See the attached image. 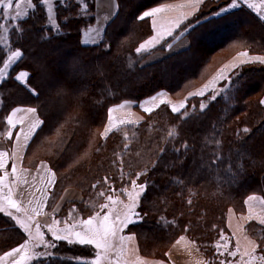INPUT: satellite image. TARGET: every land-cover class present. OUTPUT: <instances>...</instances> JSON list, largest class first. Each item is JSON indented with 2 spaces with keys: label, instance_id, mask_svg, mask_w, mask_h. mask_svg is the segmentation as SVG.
Instances as JSON below:
<instances>
[{
  "label": "trees",
  "instance_id": "16d2710c",
  "mask_svg": "<svg viewBox=\"0 0 264 264\" xmlns=\"http://www.w3.org/2000/svg\"><path fill=\"white\" fill-rule=\"evenodd\" d=\"M166 1L172 0H115L116 15L101 42L89 47L80 44V34L95 22V0L58 3L55 29L38 3L23 19L9 23L7 44L0 46V68L13 51H21L22 57L0 81V139L12 108L36 109L42 123L24 159L30 166L46 162L55 173L48 209L66 188L82 196L80 202L63 206L57 216L60 225L103 212L104 196L136 180L146 188L138 200L136 222L124 231L134 236L140 255L164 260L172 243L183 236L194 242L206 264H221L215 247L230 244L228 211L241 215L249 195L264 196V66L240 65L215 95L187 98L178 113L161 105L139 123L101 137L110 107L138 103L159 91L184 98L227 54H264L263 23L244 10L216 16L223 2H206L155 51H163L192 26L189 47L143 65L152 52L136 49L151 30L148 19L139 17ZM224 34L229 35L222 38ZM21 71L29 74L24 83L16 79ZM245 232L264 247V228L249 222ZM52 244L42 249L51 255L36 257L31 264H93L97 256L91 246L65 240Z\"/></svg>",
  "mask_w": 264,
  "mask_h": 264
},
{
  "label": "crops",
  "instance_id": "0c3cea01",
  "mask_svg": "<svg viewBox=\"0 0 264 264\" xmlns=\"http://www.w3.org/2000/svg\"><path fill=\"white\" fill-rule=\"evenodd\" d=\"M206 2H223V4L219 6L220 9L217 11L216 16H227L236 13L238 10H244L250 17L264 24V19H261V15H264V4H261V0H237V7H229L231 0H201L200 3L195 5V7L190 3V0L166 1L162 4L153 6L150 9L146 10L150 11L154 8L165 9L164 11L156 13L153 16L144 17L149 21L151 34L142 43L152 37H156V40H158L159 42L154 43L152 46H149L146 50H142L140 52V54H147L152 52L147 58L144 59L142 64L149 65L163 59L164 57L186 50L189 47L187 33L192 26L187 27V30L185 29L182 33L180 32L179 35L175 39H173L164 48L163 51H155L162 44V42L174 36L183 27V25H185L188 21L192 20L200 11V7L202 6V4ZM181 5H183V7H181ZM249 5H252V7H249ZM222 8L227 9V11L222 12ZM94 12L95 22L91 26L84 29L80 34V44L84 47L95 46L101 42L107 24L110 22L111 19L114 18L117 13V5L115 0H95ZM189 13L191 14L189 15ZM153 20L156 21L155 30L153 28ZM176 20L180 21L178 26L175 23ZM169 31H171V35H168ZM140 44L138 45V47L140 46ZM240 52H247L249 57H264V55L251 54L247 50H239L233 53L226 62L218 66L216 70L200 86L190 91L184 98L173 99L169 96L168 93L164 91H159L151 97L157 96L162 92H164L165 94L162 93V96H158V99L155 102L151 100V97H148L138 103L122 102L118 105L113 106L112 108L115 109L112 114L114 123L118 124L120 120L132 121V123L118 124L117 127H119L122 125L134 124L140 121L144 115L149 114L148 112H145L144 109L141 107L142 104L144 105V107L152 108L153 110L151 112L156 110L161 105H168L170 106V108H172L174 103H178L177 106H179L181 103L185 104L186 98L201 97L204 94L213 91L218 86V83L221 82L227 76L226 74L230 70L235 69L237 66L244 64L260 63L255 60H249L247 57H239L238 53ZM241 60H244L245 62L241 64ZM233 65L236 66L233 67ZM220 69H225L224 78L218 80L215 83L214 87H210L207 91L204 92L203 95H195L194 93L199 92L202 88H204L205 85H208L209 82L213 80V78L217 75ZM3 77L5 78L6 76ZM25 80L26 77L23 82H20L24 83ZM160 99L165 100L166 103L161 104ZM261 100H264V95L262 96ZM119 105H124V107H117ZM156 105L159 106L157 107ZM262 105L264 106V104ZM29 108L30 107L19 106L14 107L9 111L5 119L6 133L4 137L0 139V151L7 152L9 154L7 158L6 167L5 169L0 170V175H4L5 172H8L9 175L8 179L6 180V183L13 187V198L17 200L19 206L23 209V211L21 212H16L15 209H8L11 215L0 212V256H3L5 252H8L13 248H17L20 244L28 240V234L24 231V229L19 226V224H17L16 220L12 218L13 216L17 217L18 219L27 221L28 215H33L31 212L32 207L38 206V203L43 202V214L36 215L34 217V220L29 222V228L34 234L36 230V224L39 223L41 226V231L45 233V231H48L47 225L51 224L53 219L57 220V216L60 214L63 206L66 203L80 202L82 199L80 192H78L76 189L66 188L54 201L50 209H48L50 191L53 187V185H49L47 182L48 170L50 169V167L46 162L43 161H39L31 166L26 165L24 159L26 150L33 136L41 125H39V127L35 130V132L28 141H24L23 133L28 131L29 127L34 122V120L39 119L36 112H27V109ZM14 110L19 111H15L14 113ZM10 115L12 116L13 122H15V127H12L8 123L7 118ZM107 123L108 116L102 132L104 131ZM9 131L12 133L11 138H8L7 135ZM18 132H21V136L19 139H17L16 137V133ZM13 163H15L17 166V175L22 177L26 181V183L21 185L19 183V180H16V182L13 183L14 178L11 176V165ZM24 169H27V171H23ZM7 191V188L3 189L4 194H7ZM249 196H256L260 199H264V196L257 194H252ZM247 198L245 199V201L247 200ZM250 209L251 213L249 211ZM250 214L252 216L251 220L248 219ZM260 218H264V204L260 203V200H251L248 201V203L244 202V212L241 215L234 213L232 210L228 211L226 229L228 231L230 241L232 242L235 252H237V254L236 256L229 255L228 257V252L230 250L225 251L223 257L227 258V260H229L230 258V260L226 264H248L250 257L248 255H244L246 251L252 256L256 257L255 260L251 261V264H264V260L260 259V257H264V247L260 248L258 243H256L255 240L250 238L245 232V226L249 222L256 223L259 227L264 228V224H260L258 222ZM64 226L65 223L61 225L58 223L55 227L57 229H62L64 228ZM80 230L81 229L79 227L76 229V231ZM49 233L50 236H52L51 232ZM121 235L126 237L133 236L132 234L127 233L125 231H123V233H121L119 236ZM119 236L116 235L115 237H118L119 239ZM179 238L180 237H178L169 247L164 260L149 259L140 255L136 247L135 238L134 240H125L123 246L121 245V242L119 240L120 250H118L119 255L117 259L119 258L118 261L121 264H137V259H139L141 264H206L205 259L203 258L201 253L186 237H184L185 239L180 241V243H177V240H179ZM70 239L75 240V237H70ZM249 241H251L252 243H249ZM33 243L34 241L29 242L30 252L42 253V249L44 247L40 246L32 248ZM74 244L81 245L79 243ZM86 246H91L95 248L96 253H99L101 258L105 259V252L103 251V249H97L94 245ZM253 249L255 250L253 251ZM34 258L36 257L34 256L32 260L24 261L23 264H31ZM13 259H19V256L17 255L16 257H6L5 260L0 261V264H12ZM104 262L106 263V261Z\"/></svg>",
  "mask_w": 264,
  "mask_h": 264
},
{
  "label": "snow or ice",
  "instance_id": "6c2138e0",
  "mask_svg": "<svg viewBox=\"0 0 264 264\" xmlns=\"http://www.w3.org/2000/svg\"><path fill=\"white\" fill-rule=\"evenodd\" d=\"M14 0H0V9L3 10V15L4 18H8V12L9 9L12 8ZM52 2L53 0H15V9H16V14L15 16H12V20H17L18 18H23L24 15L27 13H21L20 8H21V3L26 4L27 8H33L36 6V3L46 5L48 8V17L47 20L48 22L53 26L57 27L56 19L55 16L52 14ZM201 0H190V3L195 7L198 3H200ZM261 4H264V0H261ZM237 0H231V3L229 7H237ZM183 7V5H181ZM249 7H252V5H249ZM164 8H154L150 11H146L143 13L140 19H143L144 17L148 16H153L156 13L164 11ZM221 11H227V9H221ZM191 13H189L190 15ZM183 15V14H182ZM261 19H264V15H261ZM177 26L179 25L180 21L176 20L175 22ZM156 26V21L153 20V28L155 30ZM5 26L3 24H0V29H3ZM22 31V28L20 29ZM168 35H171V31L168 32ZM3 37H0L2 39ZM159 41L156 40V37H152L149 40L145 41L144 43L140 44V46L136 49L137 53H140L142 50H146L149 46H152L154 43H158ZM239 57H247L249 60H255L260 63H264V57L256 56V57H249L247 52H240L238 53ZM22 57V53L19 50L13 51L11 55L9 56L8 60L4 62V68H0V78H3L5 69L9 66V63L12 61H15L18 58ZM244 60H241L240 63H244ZM236 65H233L235 67ZM224 72L225 69H220L217 75L213 78L212 81L209 82L208 85H205L204 88H202L199 92L194 93L195 95H203L205 91H207L210 87H214L215 83L224 78ZM29 74L25 71H21L19 75L16 76V79L18 81L23 82L25 77H27ZM163 94H158L157 96L151 97V100L155 102L158 99V96H162ZM215 99V97H212ZM187 99V98H186ZM160 103H166L165 100L160 99ZM261 103L264 104V100H261ZM157 107L159 105H156ZM117 107H124V105H119ZM141 107L144 109L145 112L150 113L153 109L144 107L142 104ZM180 108H184V103H181L179 106L173 105L172 106V111L176 112L179 111ZM204 108V105H201V109ZM19 111V110H14ZM115 109L109 108L108 109V123L104 129V131L101 133V137H107L109 132L113 131L118 124H126V123H132L131 120H120L117 123H114L113 121V112ZM27 112L29 113H35L36 109L34 108H29L27 109ZM13 113V114H14ZM8 123L12 126L15 127V122H13L12 116L10 115L8 118ZM18 122V121H17ZM42 123L39 119L34 120V122L31 124L27 132L23 133V139L24 141H28L35 130L39 127V125ZM245 132H248V129H244ZM8 138H11L12 133L9 131L7 133ZM170 136H174L175 132L171 131L169 132ZM21 136V132L16 133L17 139H19ZM218 143V142H217ZM127 147V145H125ZM8 153L4 151H0V170L5 169L6 164H7V158H8ZM215 161H213L214 163ZM23 171H27V169H24ZM8 172H5L4 175H0V212L6 213L8 215H11V213L8 211V209H15L16 212H21L23 209L19 206L17 200L13 198V187H11L9 184L6 183V180L8 179ZM11 176L14 178L13 183L16 182V180H19V183L22 185L26 183V181L17 175V166L15 163L11 165ZM49 185H54L55 184V173L52 172L50 169L48 170V180H47ZM107 180H105V183ZM132 191H127L124 190L125 194L127 195L129 201L128 205L125 207L127 208V212L123 215V217L117 215L115 218L111 216V209H109V212L107 213H96L92 216H90L88 219H83L76 221L75 223L68 224L65 222V226L62 229H57L55 226L60 223L59 221L53 219L51 224L47 225L48 231L51 232L52 236L54 237L55 240H66L68 243H79L81 245H94L97 249H103L105 253H107L111 248H112V239L117 235L118 232H122L124 228H126L129 224L135 222L133 220V216H138L139 214L136 213L134 210L137 207V202L139 197L141 196L142 192L145 190L146 185L140 184L137 185L136 180H133L132 182ZM95 188L96 185H93ZM7 188V194H4L3 189ZM139 188L140 191H136V189ZM99 195L104 196L105 193L101 192ZM106 199L108 201H111L113 204L116 203V201L113 199L111 195L107 196ZM251 200H260V203L264 204V199H260L259 197L256 196H249L245 203H248V201ZM101 209L104 208H109V205L107 203L100 205ZM43 208H44V203L40 202L38 203V206H33L31 209V212L33 215H28L27 221L18 219L17 217L13 216L12 218L16 220L17 224L24 229V231L28 234V240H26L24 243L20 244L17 248H13L8 252H5L3 256H0V261L5 260L6 257H16L17 255L19 256V259H13L12 264H23L24 261L26 260H32L33 257H40L42 255H51V253H31L29 249V242L34 241L32 244V248L40 247L43 246L44 248H51L54 247L50 242H46L44 238V233L41 231V226L39 223L36 224V230L35 233L30 230L29 228V222L34 220V217L36 215H42L43 214ZM251 213V209L249 210ZM75 212V209H73L69 213V218L73 219L72 213ZM130 213V214H129ZM249 220L252 219L251 214L248 217ZM260 224H264V218H260L258 221ZM80 228V231H76L77 228ZM70 237H75V240L70 239ZM184 237H180L179 240H177V243H180V241L184 240ZM221 239H224L222 236ZM119 240L121 242V245L123 246L125 240H134V236H119ZM194 243V242H192ZM249 243H252L249 241ZM219 248L220 245H217ZM224 249H228V244L227 242L224 243L223 245ZM255 249H253L254 251ZM224 253H221L223 255ZM237 252L235 251H229L228 255L230 256H236ZM244 255H248L250 257L248 264H251L252 260H255L256 257L252 256L250 253L247 251L244 253ZM261 260H264V257H260ZM101 256L99 253H97L96 260L93 262V264H100ZM137 264H141L139 259H137ZM221 264H226L225 261H221Z\"/></svg>",
  "mask_w": 264,
  "mask_h": 264
},
{
  "label": "rangeland",
  "instance_id": "374dc122",
  "mask_svg": "<svg viewBox=\"0 0 264 264\" xmlns=\"http://www.w3.org/2000/svg\"><path fill=\"white\" fill-rule=\"evenodd\" d=\"M64 0H53V2H52V14L54 15L55 14V12H54V9H55V6L58 4V3H62ZM39 4V3H38ZM39 5H41V6H43V9H44V11H45V15H46V19H47V17H48V15H49V13H48V8H47V6L46 5H42V4H39ZM29 10V8H27V6H26V4H24V3H21V8H20V11H21V13L23 14V13H27V11ZM15 14H16V9H15V0H14V2H13V6H12V8L11 9H9V12H8V18H4V15H3V10L2 9H0V24H3L5 27L3 28V29H0V32H1V35H0V37H3L2 39H0V46H6V44H7V28H9V23H11V24H14V21H16V20H10L9 18H11L12 16H15ZM25 16V15H24ZM24 16H23V18H24ZM22 18V19H23ZM17 20H21V18H18ZM47 24H48V26L51 28V29H55L56 27H53L49 22H48V20H47ZM229 35V34H228ZM228 35L227 34H224V36L222 35V38H225V37H228ZM220 39L219 41H216L214 44H218L219 42H221L223 39ZM204 42V41H203ZM207 46L208 47H211L212 45H210L209 43L207 44ZM224 54H226V53H224ZM11 55V54H10ZM10 55H8V58H9V56ZM232 55V54H231ZM231 55L230 54H227V56H226V58L225 59H223V61H222V63H224V62H226L230 57H231ZM257 55H264V54H257ZM216 57H213L212 58V61L210 62V65H212V64H214L213 65V67L215 66V63H214V59H215ZM8 60V59H7ZM15 61H12V62H10L9 63V66L7 67V69H5V73H4V76H7V73H8V71H9V69H10V67L13 65V63H14ZM221 63V64H222ZM220 64V65H221ZM252 64H256V65H263L264 66V64H261V63H252ZM220 65H218V66H220ZM217 66V67H218ZM216 67V68H217ZM238 67V66H237ZM1 68H4V66L3 67H1ZM216 68L208 75V77L216 70ZM234 71V69L233 70H230L226 75V77L221 81V82H219L218 83V86L213 90V91H210V92H208V93H206V94H204L203 96H205V95H207V94H209V93H212L213 95H215L216 93H218L219 92V90L221 91V89H220V87H221V85L222 84H224V82L227 80V79H229V76L232 74V72ZM18 75H19V73H18ZM207 77V78H208ZM2 80H4V77L3 78H0V81H2ZM20 82V81H19ZM21 83V82H20ZM163 94H165L164 92H162ZM154 95V94H153ZM263 95H264V93H263ZM170 96V95H169ZM151 97V96H150ZM171 97V96H170ZM126 102H130V101H126ZM261 102V101H260ZM122 103V102H121ZM173 103V102H172ZM120 104V103H119ZM177 104L178 103H174L173 105H176L177 106ZM180 104V103H179ZM262 104V103H261ZM118 105V104H117ZM115 106V105H114ZM113 107V106H112ZM112 107H110V108H112ZM170 107V106H169ZM171 110H172V108H170ZM183 108H180L179 109V111H176V112H174V113H178V112H180L181 110H182ZM146 115H148V114H146ZM145 116V115H144ZM144 116L142 117V119H144ZM141 119V120H142ZM140 120V121H141ZM140 121H138L137 123H139ZM124 190H127V191H132V185L129 187V188H126V189H122V190H119V191H117V192H113V194H109V195H111L112 197H113V199L116 201V203L115 204H113L111 201H108L107 199H106V197L107 196H109V195H107V196H104L103 197V202H102V204H105V203H107L108 205H109V208H104V209H101V210H103V212H100L101 214L102 213H104V211H105V213H107V212H109V209H111L112 211H111V216L113 217V218H115L117 215H119V216H121V217H123V215L128 211L127 210V208L125 207L126 205H128L129 203H131V201H129V199H128V197H127V195L125 194V192H124ZM136 191H140V189L139 188H137L136 189ZM143 193V192H142ZM142 195V194H141ZM141 197V196H140ZM139 197V198H140ZM139 200V199H138ZM101 204V205H102ZM137 204H138V202H137ZM134 211H136V208H135V210ZM130 214V213H129ZM135 219H136V216H133V220L135 221ZM226 221H227V216H226ZM136 222V221H135ZM125 229V228H124ZM124 231V230H123ZM123 231L122 232H118L117 233V236H119L121 233H123ZM44 238H45V241L46 242H50V243H52L53 242V240H55L54 239V237L53 236H50V233L48 232V231H45V233H44ZM231 244V245H230ZM230 244H228V249L227 250H225L224 249V247H223V245H220V247L218 248L217 246L215 247L216 248V250H217V252H218V254H219V256H220V261H225L226 263L230 260V258H229V260H225L226 258L225 257H223V255H221V253H224L225 251H228V250H230V251H235V249H234V247H233V244H232V242L230 241ZM46 249V251H47V248H45ZM118 250H120V246H119V239H118V237H114L113 238V241H112V248L107 252V253H104V255H105V259H103V258H101V260H100V262H101V264H121L119 261H118V259H117V257H118ZM104 251V250H103ZM168 251V250H167ZM49 252V251H48ZM121 253V252H120ZM166 255V254H165ZM228 257H229V255H228ZM150 259V258H149ZM162 259V258H161ZM96 259H94V261H95ZM155 260V259H154ZM157 260H159V259H157ZM94 261H92V263L94 262ZM104 261H106V263L104 262Z\"/></svg>",
  "mask_w": 264,
  "mask_h": 264
}]
</instances>
